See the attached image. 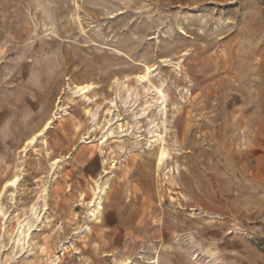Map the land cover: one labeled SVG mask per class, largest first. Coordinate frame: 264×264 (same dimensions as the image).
Returning <instances> with one entry per match:
<instances>
[{
  "label": "rangeland",
  "instance_id": "1",
  "mask_svg": "<svg viewBox=\"0 0 264 264\" xmlns=\"http://www.w3.org/2000/svg\"><path fill=\"white\" fill-rule=\"evenodd\" d=\"M0 204V264H264V0H0Z\"/></svg>",
  "mask_w": 264,
  "mask_h": 264
},
{
  "label": "bare ground",
  "instance_id": "2",
  "mask_svg": "<svg viewBox=\"0 0 264 264\" xmlns=\"http://www.w3.org/2000/svg\"><path fill=\"white\" fill-rule=\"evenodd\" d=\"M144 78H146V75L141 77V79H144ZM92 87H93V85H91V84H87V85H76V86H73L72 93L74 94V96L82 97L83 99H86L87 101L90 102L91 99L89 98V96L87 95V93L92 89ZM157 92H158V94L160 96H162V98L164 97V94H163V92L160 89L157 90ZM60 101L61 100L58 99L57 102H56V107L57 108H59ZM164 109H166V106L165 105H164ZM95 118H96V113H93L92 114V119L95 120ZM51 123H52V119L47 120L44 123V125L42 126V128L35 135H32L26 141V145H33L35 143L36 139H37V136L43 134L44 131L47 130L50 127ZM153 141H156V140L154 139V140H150L149 141L150 142V145L148 147L149 149L152 148L151 147L152 146L151 144H152ZM82 142L83 143H88V142L90 143V140L89 141H82ZM101 143H102V141H101ZM23 150L25 151L26 150V147H24ZM101 155L103 156V151H102V154ZM166 155H167V151L162 146L160 148L158 154H157V162H156V168L157 169L162 166L163 161L166 158ZM58 161H59L58 159H55L53 161V164H57ZM103 161H105V158L103 159ZM103 173L106 174V173H108V171L105 170V168H104L103 169ZM18 181H19V177L18 176H14L12 179H10V180H8L7 182L4 183V185L2 186V190H5V188H7V187H15L16 188L17 187V184H18ZM100 183L97 180H95V185H96L95 193H96V195H95V197H93L89 201H87L90 206H95V204H96V208H97L96 212L97 213H99L101 211V209H102L103 196H104V194L106 192V189L108 188V183L105 185L104 188H101ZM0 214H2L1 204H0ZM93 214H95L94 211H93ZM31 218L33 220L32 222H30V220L29 219H26V218L20 220L18 222L17 227H16V230H15L14 242L17 243V244H21L22 245V248H24V244L25 243H28V241H29L28 238L31 236V229L34 226V224L40 223L41 220H42V215L38 212V207H35V208L32 209V217Z\"/></svg>",
  "mask_w": 264,
  "mask_h": 264
}]
</instances>
